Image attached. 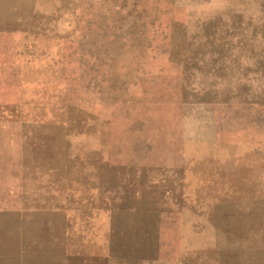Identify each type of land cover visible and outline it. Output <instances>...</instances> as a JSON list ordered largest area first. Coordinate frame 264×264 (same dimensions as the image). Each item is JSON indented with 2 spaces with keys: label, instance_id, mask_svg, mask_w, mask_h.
I'll list each match as a JSON object with an SVG mask.
<instances>
[{
  "label": "rangeland",
  "instance_id": "rangeland-1",
  "mask_svg": "<svg viewBox=\"0 0 264 264\" xmlns=\"http://www.w3.org/2000/svg\"><path fill=\"white\" fill-rule=\"evenodd\" d=\"M0 184L15 264H264V0H0Z\"/></svg>",
  "mask_w": 264,
  "mask_h": 264
},
{
  "label": "crops",
  "instance_id": "crops-1",
  "mask_svg": "<svg viewBox=\"0 0 264 264\" xmlns=\"http://www.w3.org/2000/svg\"><path fill=\"white\" fill-rule=\"evenodd\" d=\"M13 218L7 219V221H12ZM14 238L12 237L10 242V237H7V241H3L6 245L9 244L10 242V248L11 250L8 249H2L0 250V264H15V259H16V251H15V245H14ZM3 244L0 245V248Z\"/></svg>",
  "mask_w": 264,
  "mask_h": 264
},
{
  "label": "bare ground",
  "instance_id": "bare-ground-1",
  "mask_svg": "<svg viewBox=\"0 0 264 264\" xmlns=\"http://www.w3.org/2000/svg\"><path fill=\"white\" fill-rule=\"evenodd\" d=\"M150 33V32H149ZM204 56V55H203ZM61 118V117H60ZM52 121V120H51ZM108 121V120H107ZM14 173V172H13ZM90 179V178H89ZM0 186H1V184H0ZM70 252V251H69Z\"/></svg>",
  "mask_w": 264,
  "mask_h": 264
}]
</instances>
